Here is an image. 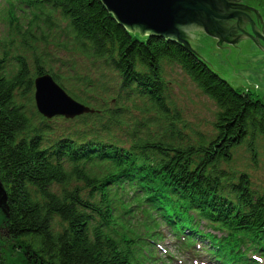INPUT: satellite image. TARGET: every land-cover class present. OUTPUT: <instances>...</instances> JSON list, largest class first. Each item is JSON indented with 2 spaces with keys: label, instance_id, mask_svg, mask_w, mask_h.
I'll list each match as a JSON object with an SVG mask.
<instances>
[{
  "label": "trees",
  "instance_id": "trees-1",
  "mask_svg": "<svg viewBox=\"0 0 264 264\" xmlns=\"http://www.w3.org/2000/svg\"><path fill=\"white\" fill-rule=\"evenodd\" d=\"M32 2H41L33 15L56 14L49 25L58 28L59 45L89 63L83 64L86 76L74 68L64 77L36 59L29 75L21 58L11 76L0 58V182L7 195L0 246L16 256L12 264H144L137 255L143 238L120 220L142 205L187 229L188 241L203 235L216 251L233 256L248 248L264 251V189H253L245 173L232 175L219 166L242 143L256 154V140L264 141V103L233 88L182 45L126 31L100 0ZM162 61L177 64L215 103L212 138L176 129ZM45 73L87 105V95L99 89L96 103L106 106L101 115L81 117L96 118L94 124L49 129L31 95L32 79ZM112 89L113 102L106 96ZM126 98H138L154 114L134 118L120 107ZM159 122L160 134L139 130ZM121 126H129L128 139L115 136ZM199 221L221 233H204Z\"/></svg>",
  "mask_w": 264,
  "mask_h": 264
},
{
  "label": "rangeland",
  "instance_id": "rangeland-1",
  "mask_svg": "<svg viewBox=\"0 0 264 264\" xmlns=\"http://www.w3.org/2000/svg\"><path fill=\"white\" fill-rule=\"evenodd\" d=\"M33 13H35L34 8L22 2V0H0V58L6 60L5 67L9 75L12 76L16 72L18 60L21 58L26 64L29 75H32L33 68L39 63L45 69L51 68L55 71L58 69L61 74H64V77L70 76L69 74L71 73L74 75V71H72L74 68H77V72H81L84 68L83 64H88L89 61L59 45L63 42L61 34L55 25L51 27L49 25V21L57 22L56 14H50L51 17L48 18L41 14L33 15ZM58 36L60 37L59 40H57ZM36 59H38L39 63H36ZM82 75L86 76V72L82 71ZM162 77L170 113L174 114L176 112L178 116V120L174 121L176 129L190 136L198 133L204 138H212L214 134L213 122L217 112L215 103L202 93L175 63L163 61ZM221 77L232 87L248 92L253 98H258L242 82ZM77 85L79 90L83 89L81 83ZM23 86L21 85V87ZM98 90L94 92L97 98H99ZM114 94L115 92L112 89L106 93V96L111 97L109 99L113 102L114 98L112 96ZM92 102L95 105L93 107L98 110L106 107L98 105L94 99H92ZM262 102L264 103V101ZM123 103L124 105H120V107L124 108V110L128 108V114H131L136 119L147 118L154 114L150 113L147 106L142 104L138 98H126ZM108 106L110 108L115 107L112 103H109ZM97 115H101V113L98 112ZM75 119L77 118L69 120L63 117H53L47 120V124L50 125L49 129L53 127L70 131L75 128L79 121L90 125L96 121L94 117H90L85 121L84 119ZM163 127L164 124L162 122L158 124L149 123L146 126H142L139 130L147 131L150 135H154L160 134L163 131ZM128 129L129 126L118 127L117 131L114 132L115 136L121 139H128L129 137L125 134ZM255 145L257 150L255 155H252L245 143L233 148V157L229 167L231 169L236 167L235 169L238 172L246 174L249 172L251 185L260 188V191L264 189V141L257 139ZM126 220L131 221L138 232H146L144 217L140 213L137 212L135 216L129 213L126 215ZM154 234H158L159 237L155 239L153 248L158 257L161 259L167 257L169 259L165 264H195L196 261L197 264H200L206 262L205 257L199 253H196L194 258L190 256L189 259H182L181 249H185V247L179 243H176V245L172 243V234L163 223L156 226ZM15 258L16 256H12L7 249L0 246V264H12Z\"/></svg>",
  "mask_w": 264,
  "mask_h": 264
},
{
  "label": "water",
  "instance_id": "water-1",
  "mask_svg": "<svg viewBox=\"0 0 264 264\" xmlns=\"http://www.w3.org/2000/svg\"><path fill=\"white\" fill-rule=\"evenodd\" d=\"M127 31L160 36L201 57L224 78L240 81L264 101L263 0H100ZM35 105L46 117L89 109L69 97L50 76L34 80ZM7 195L0 182V211Z\"/></svg>",
  "mask_w": 264,
  "mask_h": 264
}]
</instances>
